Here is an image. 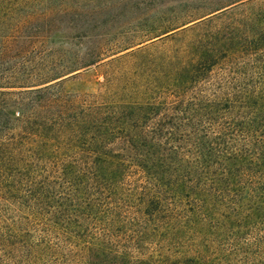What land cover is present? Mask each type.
I'll list each match as a JSON object with an SVG mask.
<instances>
[{
    "label": "trees",
    "instance_id": "16d2710c",
    "mask_svg": "<svg viewBox=\"0 0 264 264\" xmlns=\"http://www.w3.org/2000/svg\"><path fill=\"white\" fill-rule=\"evenodd\" d=\"M84 1L0 0L23 14L0 44L40 58L0 77V264H264V0L176 52L77 61L46 21Z\"/></svg>",
    "mask_w": 264,
    "mask_h": 264
},
{
    "label": "rangeland",
    "instance_id": "374dc122",
    "mask_svg": "<svg viewBox=\"0 0 264 264\" xmlns=\"http://www.w3.org/2000/svg\"><path fill=\"white\" fill-rule=\"evenodd\" d=\"M233 2L235 0H86L78 5L80 14L73 17L71 22L68 16L62 19L52 17L46 22L52 27H61V34L68 37L66 41L69 42L64 46L68 50L66 56L69 59L84 61L98 52L110 53L131 45L133 47L130 49H141V55L154 59L160 53L180 50L197 36L211 37L217 26L226 30V25L233 22L236 14L232 7L236 3ZM69 7L71 6L65 9ZM222 10L226 13L220 15V18L216 17ZM16 11L10 3H0V34L10 36L17 17L15 14L23 17L22 13L17 14ZM186 21L189 23L182 26ZM175 26L178 28L172 30V33L168 32L171 34L153 38L163 30ZM72 35L80 36L73 38ZM53 45L50 43L48 48L56 49L58 46ZM33 61L36 64L40 62L37 53L23 52L16 55L12 41L0 44L1 81H14L13 77L19 70V77H26ZM16 66L20 69L13 71ZM104 69L102 61L85 66L75 76H65L62 89L71 93L95 92L103 82ZM37 72L35 70L33 73Z\"/></svg>",
    "mask_w": 264,
    "mask_h": 264
}]
</instances>
